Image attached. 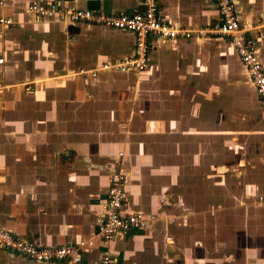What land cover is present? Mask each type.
I'll return each instance as SVG.
<instances>
[{"label":"crops","instance_id":"obj_1","mask_svg":"<svg viewBox=\"0 0 264 264\" xmlns=\"http://www.w3.org/2000/svg\"><path fill=\"white\" fill-rule=\"evenodd\" d=\"M29 1L104 13L142 7L6 0L13 23L0 26V228L37 246H75L81 264H100L108 177L122 172L121 211L153 219L108 244L111 264H264V206L255 202L264 193V126H243L252 101L227 93L243 81L261 118L264 109L228 41L152 38L141 70L71 78L130 56L132 33L36 20L19 11ZM232 1L264 68V0ZM156 3L172 26L218 23L212 0ZM0 264L64 262L0 247Z\"/></svg>","mask_w":264,"mask_h":264},{"label":"built area","instance_id":"obj_2","mask_svg":"<svg viewBox=\"0 0 264 264\" xmlns=\"http://www.w3.org/2000/svg\"><path fill=\"white\" fill-rule=\"evenodd\" d=\"M218 14V23L214 26L197 28L194 31L169 25L157 15L156 0H141V9L130 13H104L86 8H67L53 2L29 1L19 7L22 14L36 20L53 21L62 24H82L86 27L99 26L130 32L133 35V47L130 56L118 58L113 63L102 62L97 67L79 69L69 75L95 77L101 70L127 71L141 70L145 67L150 54L149 39L166 40L176 37L200 41L206 36L224 37L235 51L243 66L247 80L264 109V68L258 58L257 42L245 34L244 25L240 22L232 0H212ZM6 0H0V26L11 25L12 19L3 13ZM2 58L0 57V63ZM25 91L31 88L25 86ZM124 175L114 172L109 175L102 204V220L99 225V240L102 246L100 264H111L108 244L119 234L147 225L152 215L146 216L139 210L123 213ZM256 204L264 206V193L255 197ZM83 242L79 244L82 246ZM91 241L87 242V246ZM0 247L30 261L46 263L63 261L64 264H81V250L72 245L46 247L21 239L12 232L0 228Z\"/></svg>","mask_w":264,"mask_h":264},{"label":"rangeland","instance_id":"obj_3","mask_svg":"<svg viewBox=\"0 0 264 264\" xmlns=\"http://www.w3.org/2000/svg\"><path fill=\"white\" fill-rule=\"evenodd\" d=\"M210 36H213V35H210ZM203 39H201L200 42ZM227 94H226L227 98L233 97V96H242V97L244 96L249 102L252 101L251 105L247 107V109L250 112L251 119L248 117L246 119L247 120V124H246V121H245V125H243V126H247L249 128H255V127L259 128L260 126H262V127L264 126V118H261V113H259V111L257 110L256 106L254 105L255 101H253V99L251 100V98H249V95L251 96L252 93H251L250 89L248 88V86L243 84V81H242L241 89L239 91H236L235 93L234 92L233 93L228 92ZM240 126L242 127L241 124H240Z\"/></svg>","mask_w":264,"mask_h":264}]
</instances>
